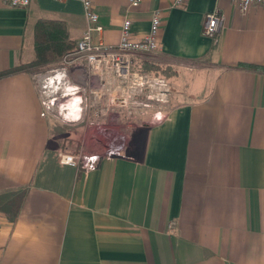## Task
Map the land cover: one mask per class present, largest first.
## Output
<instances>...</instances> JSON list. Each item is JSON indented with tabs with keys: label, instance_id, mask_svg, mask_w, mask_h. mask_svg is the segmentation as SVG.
<instances>
[{
	"label": "crops",
	"instance_id": "obj_1",
	"mask_svg": "<svg viewBox=\"0 0 264 264\" xmlns=\"http://www.w3.org/2000/svg\"><path fill=\"white\" fill-rule=\"evenodd\" d=\"M93 8L108 44L125 19L138 38L158 12L159 47L146 58L167 68L170 100L155 123L125 125L115 110L96 128L98 107L78 111L70 147L25 65L37 19H62L74 41L82 36V0H0V72L23 66L0 75V264H264V69L253 67H264V4ZM215 8L223 22L210 38L202 24ZM57 76L85 81L80 71ZM61 151L93 154L91 166L67 164Z\"/></svg>",
	"mask_w": 264,
	"mask_h": 264
},
{
	"label": "built area",
	"instance_id": "obj_2",
	"mask_svg": "<svg viewBox=\"0 0 264 264\" xmlns=\"http://www.w3.org/2000/svg\"><path fill=\"white\" fill-rule=\"evenodd\" d=\"M183 1L173 0V3L180 5ZM236 1L241 11H246L252 3L264 4V0ZM8 2L12 5L25 6L30 0H8ZM128 2L132 6H137L141 0H128ZM82 4L86 29L76 41L75 48L60 58L62 64L50 71H60L64 80L74 72L82 73L84 83L73 85L70 91L78 94L80 98L78 102L80 115L89 107L94 109L98 106L99 110L93 111L95 114L101 113L102 117L101 120H89V124L93 127L102 128L106 123L105 116L115 110L121 112L125 125H131L135 121L159 122L170 100V84L163 74L141 69L142 59L159 47L158 32L161 20L158 12H153L148 30L138 38H133L130 20L125 19L119 41L116 44H108L99 36L103 26L98 21L93 0H82ZM222 22L223 16L218 9L206 12L202 34L215 38ZM93 32H98L96 39L93 38ZM69 66H74L75 69L71 71ZM83 68L86 74H83ZM89 94L93 95L90 99ZM90 155L92 157L88 158ZM89 156L85 158L82 153L76 151L59 152L60 159L73 166L90 167L93 154Z\"/></svg>",
	"mask_w": 264,
	"mask_h": 264
},
{
	"label": "trees",
	"instance_id": "obj_3",
	"mask_svg": "<svg viewBox=\"0 0 264 264\" xmlns=\"http://www.w3.org/2000/svg\"><path fill=\"white\" fill-rule=\"evenodd\" d=\"M34 59L29 64L34 67L45 66L58 61L63 55L75 48L74 41L68 33L67 26L62 19L40 18L32 27ZM143 71H153L166 76L167 68L149 60L141 62ZM23 66L0 72V75L10 73ZM264 69L262 66H253Z\"/></svg>",
	"mask_w": 264,
	"mask_h": 264
},
{
	"label": "rangeland",
	"instance_id": "obj_4",
	"mask_svg": "<svg viewBox=\"0 0 264 264\" xmlns=\"http://www.w3.org/2000/svg\"><path fill=\"white\" fill-rule=\"evenodd\" d=\"M143 60H147V58L142 59V61ZM61 64H62L61 59H59L58 61L47 64L45 66L34 67L33 65H29L28 67L32 71L31 73H33L35 76L34 78L36 80V83L38 84L39 88L41 89L42 95H44V100L48 102L49 106L47 107V105L45 104V107H46V109H48V112L50 113V116L53 119V127H54L53 129L55 131L63 130L64 132L68 133V136L73 135L72 142H71V140L69 141V139H67V142H66L67 144H69L70 147L73 148V147H78V145H79L78 143L73 142V140L76 139L75 138L76 135L78 136L77 130H78V128H80L79 127L80 125H78V122L75 121L76 119L75 120L72 119L73 121L70 119V117L68 119H66L65 116H68V115H66V113L64 112V110L62 109V107L60 105V104L64 103L65 101H67L70 96L65 94L64 88L62 87L63 84L60 83L59 84L60 87H58L54 90L52 88L46 87L45 83H44L45 76L49 75L50 73L53 72V71L51 72L50 69L58 67ZM172 80L173 79L170 78V80L168 82L172 83ZM43 86H45V88ZM62 93L64 95H62ZM88 97L90 99L93 97V95L89 94ZM53 98H55V99H53ZM93 118H95V117H93ZM84 119L86 120V116H82L80 121H83ZM70 143H71V145H70Z\"/></svg>",
	"mask_w": 264,
	"mask_h": 264
},
{
	"label": "bare ground",
	"instance_id": "obj_5",
	"mask_svg": "<svg viewBox=\"0 0 264 264\" xmlns=\"http://www.w3.org/2000/svg\"><path fill=\"white\" fill-rule=\"evenodd\" d=\"M44 83L46 87L52 88L54 90L60 87V83L63 84L62 87L64 88L65 94L69 95L70 97L67 101L61 104V107L64 108V112L71 117L78 115V112L75 111V109L79 110L78 102L80 98H78V94L74 93L73 91H70L71 86H68L66 83H64L61 77L57 76V72H52L49 75H46L44 78ZM73 104H75V109L73 108Z\"/></svg>",
	"mask_w": 264,
	"mask_h": 264
},
{
	"label": "clouds",
	"instance_id": "obj_6",
	"mask_svg": "<svg viewBox=\"0 0 264 264\" xmlns=\"http://www.w3.org/2000/svg\"><path fill=\"white\" fill-rule=\"evenodd\" d=\"M73 108L75 109V104H73ZM75 111H79L78 109H75ZM66 119H68L69 117L68 116H65ZM71 118L73 119H79V116L78 115H75V116H72Z\"/></svg>",
	"mask_w": 264,
	"mask_h": 264
}]
</instances>
